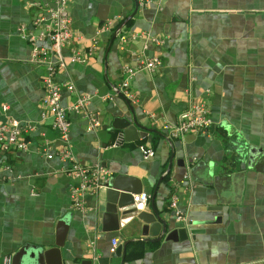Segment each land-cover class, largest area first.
Returning a JSON list of instances; mask_svg holds the SVG:
<instances>
[{"label": "crops", "instance_id": "crops-1", "mask_svg": "<svg viewBox=\"0 0 264 264\" xmlns=\"http://www.w3.org/2000/svg\"><path fill=\"white\" fill-rule=\"evenodd\" d=\"M53 5L0 0V123L34 127L23 132L27 151L0 146V264L7 256L13 264L24 247L58 249L72 264H264V0H70L74 38L55 79L65 108L82 95L91 101L68 110L67 141L51 117L42 119L46 68L31 61L20 32L38 34L33 20ZM140 34L160 43L132 39ZM39 45L53 55L49 40ZM75 52L87 61L71 63ZM154 57L162 65L137 73L132 99L121 97L124 66ZM194 103L207 106L212 124L172 137L164 126ZM89 115L101 126L88 130ZM127 124L135 130L126 133ZM64 149L73 161L62 159ZM144 149L154 155L146 159ZM74 164L106 176L82 210L73 205ZM114 179L132 196L149 195L142 212L156 210L168 222L160 240L107 214Z\"/></svg>", "mask_w": 264, "mask_h": 264}, {"label": "built area", "instance_id": "built-area-1", "mask_svg": "<svg viewBox=\"0 0 264 264\" xmlns=\"http://www.w3.org/2000/svg\"><path fill=\"white\" fill-rule=\"evenodd\" d=\"M156 1L160 4L161 0H140L142 4L151 3ZM53 7L41 6L42 12L33 20L32 26L35 30H39L37 34L35 31L28 32L25 28H20L22 37L29 41L32 45L31 61L35 64H42L46 68V73L43 76V84L45 89V95L43 98V107L45 108L42 113V119H53V128L59 132L61 138L64 141L69 139L70 121L68 119V110H74L79 112L91 101L90 96H79L75 103L70 108H65L61 104L62 98V86L56 81L55 76L58 71L64 69L67 65L63 49L66 45L70 44L74 38V34L71 29V17L69 13L70 0H53ZM149 38L152 42L159 44L158 38L151 37L149 35L140 34L134 35L132 39ZM49 40L53 46V55L50 56L48 50L39 45V42L43 40ZM123 42H126V38H122ZM55 58V59H53ZM71 63H85L87 61L86 56L80 55L78 52L73 53L69 57ZM162 65L161 60L158 57L143 59L137 63L136 66H124L123 71L126 75L125 79L121 83L120 92L127 99H132V94L129 92L130 81L139 72H154L158 67ZM69 90H73L72 85H68ZM112 100L114 98H111ZM4 109H8L4 107ZM89 127L88 130H94L101 126L99 118L95 115L88 116ZM212 124V120L209 117V110L203 103H194L191 108L183 112L179 116L178 123L176 125H165L164 130L172 137H183L187 133L196 131H205ZM32 125L23 127L17 121H8L6 123H0V146L4 150L10 148L27 151L29 148L28 140L23 137V132L33 130ZM122 142V136H119L117 141L113 144L117 147ZM48 149H46L47 151ZM144 156L146 159L151 158L154 152L151 149H144ZM61 157L63 160L73 161V156L70 151L64 149L61 151ZM48 158L52 159L53 154L48 153ZM70 173L80 180L78 186H75L72 193L73 205L76 209H84L85 198L88 194L94 193L96 190L105 187L106 176L100 169H90L83 167L79 164H74ZM149 195L145 192L133 195V205L137 212L146 210L149 201ZM172 208L176 209V202L172 203ZM175 216L181 219L179 211L175 212ZM178 219V220H179ZM119 240L113 239L111 246V253L114 254L119 246ZM2 264H12V258L7 256L4 258Z\"/></svg>", "mask_w": 264, "mask_h": 264}, {"label": "water", "instance_id": "water-1", "mask_svg": "<svg viewBox=\"0 0 264 264\" xmlns=\"http://www.w3.org/2000/svg\"><path fill=\"white\" fill-rule=\"evenodd\" d=\"M120 32V29L115 33L113 41L115 40L117 34ZM121 97L125 98L123 94H120ZM130 104V102H128ZM135 130L134 127L131 128L127 124L126 130L130 131ZM118 181L115 179L110 181L108 184L107 198H108V207L107 214H110L111 217L120 219L123 226L130 227L133 229L139 228L141 225V232L144 235H154L158 234V239L160 240L168 230V222L162 218L159 212L154 210L153 216L145 215L143 212H137L133 205V196L131 193H134L131 190L125 191L124 188H120ZM138 189L137 191H139ZM179 233L178 230H173L172 235ZM171 235V234H170ZM29 249L24 247L20 252H18L13 258V264H72L71 262H65L62 255L58 249L43 250L39 249L34 251V255H31V261L29 263H22L23 254L26 253ZM123 258L125 256V249L123 248ZM89 263V262H88Z\"/></svg>", "mask_w": 264, "mask_h": 264}]
</instances>
